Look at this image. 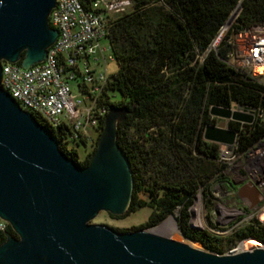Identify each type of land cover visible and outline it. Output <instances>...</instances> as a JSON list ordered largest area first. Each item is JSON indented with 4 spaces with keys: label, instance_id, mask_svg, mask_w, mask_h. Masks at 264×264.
I'll return each instance as SVG.
<instances>
[{
    "label": "trees",
    "instance_id": "16d2710c",
    "mask_svg": "<svg viewBox=\"0 0 264 264\" xmlns=\"http://www.w3.org/2000/svg\"><path fill=\"white\" fill-rule=\"evenodd\" d=\"M131 4L127 12L109 20L107 35L117 71L110 75L106 92L118 93L122 99L107 100L106 106L131 113L134 103L133 113L124 114L116 125V144L132 178L125 214L150 208L148 221L140 229L176 214L181 235L216 255L225 254L241 240L264 244V229L253 223L224 237L189 228V208L200 186L208 195L211 181L228 185L224 166L218 162L219 145L203 139L204 130L215 123L210 110L238 105L264 112V84L237 74L222 61L234 34L264 28V0H132ZM238 4L240 9L217 50H209ZM21 60L15 64L20 66ZM31 116L48 130L67 158L81 168L89 164L97 143L80 162L77 151L64 146L70 134L67 127L54 129L41 117ZM103 124L101 119L98 138ZM227 126L236 134L237 152L264 135V122ZM7 233L17 238L10 227ZM4 241L1 237L0 245Z\"/></svg>",
    "mask_w": 264,
    "mask_h": 264
},
{
    "label": "water",
    "instance_id": "95a60500",
    "mask_svg": "<svg viewBox=\"0 0 264 264\" xmlns=\"http://www.w3.org/2000/svg\"><path fill=\"white\" fill-rule=\"evenodd\" d=\"M55 0H0V79L3 62L38 64L55 42L48 24ZM240 9L237 5L229 21ZM126 113L110 109L86 167L77 166L0 85V219L5 233L0 264H264V249L216 255L151 234L89 224L99 212L124 214L132 194L129 164L116 144ZM210 115L249 123L252 118L212 108ZM207 142L232 145L235 133L207 127ZM241 195V194H240Z\"/></svg>",
    "mask_w": 264,
    "mask_h": 264
},
{
    "label": "built area",
    "instance_id": "2783aa9c",
    "mask_svg": "<svg viewBox=\"0 0 264 264\" xmlns=\"http://www.w3.org/2000/svg\"><path fill=\"white\" fill-rule=\"evenodd\" d=\"M128 5H131L129 0H90L87 4L83 0H55L48 24L57 32V37L47 49L45 59L26 70L16 64H1L2 89L23 111L41 117L49 127H67L70 134L63 141L67 150L78 151L83 147L90 153L97 143L100 120L105 119L110 110L106 101H113L106 92L110 78L106 66L114 59L108 43L102 41H107L109 20L127 12ZM236 15L221 29L209 50H217ZM227 44L230 49L222 60L226 66L264 84V28L240 31ZM72 87H76L77 93L72 92ZM223 110L249 116L252 120L246 123L210 115L215 123L209 127L229 130L230 122L240 127L254 121L264 122V112L258 108L234 105ZM236 149L235 134L232 145L219 144L218 162L224 166V174L236 163L238 179L255 190L257 200L237 197L239 219L225 231L226 236L250 223L264 229V135L244 152ZM221 218H228L226 211L221 213ZM8 227V223L0 219V238L6 239L3 233L8 234ZM245 241L241 240L225 254L246 251L243 249ZM255 243L256 248L264 249L263 243Z\"/></svg>",
    "mask_w": 264,
    "mask_h": 264
},
{
    "label": "rangeland",
    "instance_id": "374dc122",
    "mask_svg": "<svg viewBox=\"0 0 264 264\" xmlns=\"http://www.w3.org/2000/svg\"><path fill=\"white\" fill-rule=\"evenodd\" d=\"M130 4L132 0H129ZM132 5V4H131ZM131 5H128V8L131 9ZM127 8V9H128ZM128 11V10H127ZM120 15V14H118ZM232 20V19H231ZM244 39H242V42ZM106 40H103L102 43L106 44ZM240 43V40L238 41ZM117 71V65L115 62H108L106 66V72L108 75H113ZM72 92L77 93L76 87H72ZM112 96V100L120 101L122 97L118 93L110 94ZM78 161H83V157L86 155V151L83 147L78 148ZM238 165L236 163H232L229 170L224 174V180L228 183V185H221L218 182L211 181L210 182V190L211 192L208 195H204L202 191V187L198 189L196 194L193 197L192 204L189 208V228L192 231L196 232H208L214 236H226L225 231L238 221L239 215L237 213L240 201L234 197V190L230 189L229 186L239 185L241 184L240 180L237 177ZM140 199L147 200L146 196L140 195ZM223 211L227 212V219L224 220L221 218V213ZM152 210L148 207L141 208L138 211L131 214H122L120 216H113L106 212H99L92 220L89 221V224L94 225H104L118 232H128L140 229V226L144 225L151 214ZM175 215H170L165 218L159 224L144 229L145 231L152 233L159 225L164 223L169 217H173L175 227L178 233H181L178 230L177 223L175 221ZM156 236H160L163 238H168V235L165 233H156ZM182 236V235H181ZM189 240V239H188ZM191 242L197 244L201 251L211 253L205 250L201 244L190 240ZM251 241L247 240L244 244ZM253 242H256L253 240ZM235 245H233L234 247ZM213 254V253H211Z\"/></svg>",
    "mask_w": 264,
    "mask_h": 264
},
{
    "label": "bare ground",
    "instance_id": "6f19581e",
    "mask_svg": "<svg viewBox=\"0 0 264 264\" xmlns=\"http://www.w3.org/2000/svg\"><path fill=\"white\" fill-rule=\"evenodd\" d=\"M256 73H259L258 69L256 70ZM174 223L175 222H174L173 217H169L164 223H162L158 227L154 228L155 230L152 233H154V234L165 233L166 235H168V237H170L171 240L186 244L187 246H189L193 249L201 250L197 244H195V243L191 242L190 240L181 236L178 233ZM256 247H257L256 243L253 242V240H251V241L247 242L246 244H244L243 249L251 250V249L256 248Z\"/></svg>",
    "mask_w": 264,
    "mask_h": 264
},
{
    "label": "flooded vegetation",
    "instance_id": "af4514ba",
    "mask_svg": "<svg viewBox=\"0 0 264 264\" xmlns=\"http://www.w3.org/2000/svg\"><path fill=\"white\" fill-rule=\"evenodd\" d=\"M230 189L234 190L235 198H237L240 194H247L249 188H252L249 184L241 183L239 185L229 186Z\"/></svg>",
    "mask_w": 264,
    "mask_h": 264
},
{
    "label": "crops",
    "instance_id": "0c3cea01",
    "mask_svg": "<svg viewBox=\"0 0 264 264\" xmlns=\"http://www.w3.org/2000/svg\"><path fill=\"white\" fill-rule=\"evenodd\" d=\"M238 199H249L251 201H256L257 200V194L255 192V190L253 188H249L248 193L247 194H242L238 196Z\"/></svg>",
    "mask_w": 264,
    "mask_h": 264
}]
</instances>
